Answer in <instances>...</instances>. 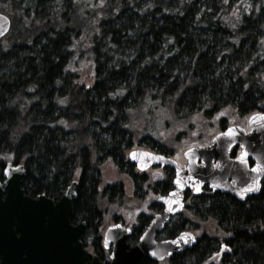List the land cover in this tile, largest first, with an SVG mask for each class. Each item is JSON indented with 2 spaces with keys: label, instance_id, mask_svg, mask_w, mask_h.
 <instances>
[{
  "label": "trees",
  "instance_id": "trees-1",
  "mask_svg": "<svg viewBox=\"0 0 264 264\" xmlns=\"http://www.w3.org/2000/svg\"><path fill=\"white\" fill-rule=\"evenodd\" d=\"M0 12L11 20L0 40V179L10 157L30 196L58 200L76 180L72 219L85 221L97 255L106 209L112 223L135 210L132 245L172 189L171 168L153 178L128 160L134 147L174 154L157 123L136 129L135 120L157 118L178 143L200 118L223 130L227 111L264 112V0H0ZM83 40L87 82L75 66ZM107 164L131 192L105 180ZM183 230L196 242L168 264H264V181L245 200L187 191L158 237Z\"/></svg>",
  "mask_w": 264,
  "mask_h": 264
},
{
  "label": "water",
  "instance_id": "water-1",
  "mask_svg": "<svg viewBox=\"0 0 264 264\" xmlns=\"http://www.w3.org/2000/svg\"><path fill=\"white\" fill-rule=\"evenodd\" d=\"M10 28V18L0 12V40ZM246 125V129L230 125L216 133L208 144L186 148L182 153V164L173 157L148 149L133 148L128 152V160L139 171L152 166L171 168L174 173L172 189L157 198L162 210L152 216L135 244L128 245L129 226L114 223L105 228L102 242L103 247L110 250L108 264H137L145 255L161 260L191 248L196 238L189 230L181 231L172 238H156L170 219L181 212L187 191L197 195L203 187H207L212 192L229 194L238 200L258 194L264 180V112L249 115ZM232 146L240 147V153L235 158L230 157ZM23 173V165L11 162H7L3 169V181L0 182V252L5 247L8 220H11L9 214L15 211L49 213L50 219L60 220L62 228L70 229L68 220L72 213V201L76 197L77 181L72 180L56 202L42 194L32 199L23 195ZM82 227V224L78 225L74 235L79 250H82L79 241ZM92 259L91 264H103L96 255Z\"/></svg>",
  "mask_w": 264,
  "mask_h": 264
},
{
  "label": "flooded vegetation",
  "instance_id": "flooded-vegetation-1",
  "mask_svg": "<svg viewBox=\"0 0 264 264\" xmlns=\"http://www.w3.org/2000/svg\"><path fill=\"white\" fill-rule=\"evenodd\" d=\"M238 152L239 148L231 151L232 158ZM2 181L3 178L0 179V182ZM23 195L34 199L39 194L30 196L23 192ZM1 199H4V195ZM9 217L11 220H8L5 247L0 252V264H91L93 255L103 264H108L109 250L102 247L104 256L95 254L85 221L72 219V213L68 220L70 229L62 228L60 220L50 219L49 213L15 211L10 213ZM80 224L83 225L79 236L82 250H79L74 242L75 228ZM71 227L74 229L71 230ZM148 258L152 264H168L169 259Z\"/></svg>",
  "mask_w": 264,
  "mask_h": 264
},
{
  "label": "rangeland",
  "instance_id": "rangeland-1",
  "mask_svg": "<svg viewBox=\"0 0 264 264\" xmlns=\"http://www.w3.org/2000/svg\"><path fill=\"white\" fill-rule=\"evenodd\" d=\"M85 41L83 40L81 43V48L79 51H82L81 55H75V66L76 69L79 71V73H81V78L87 82V78L85 72H89L91 71V64L88 63L87 60H85L89 55L86 51V45L84 43ZM227 117V121H226V125H239L241 127H243L244 129L247 128V118H238L235 114V112L232 111H227V115H225ZM200 118V117H198ZM200 123L201 126L197 127V129L189 134L186 135L185 138H183L180 142L175 143L174 139H175V132L176 130L174 128H167L164 124L160 123L158 121L157 118L155 117H150V116H146L144 118H140L138 120H135V128H140V129H149L150 127H154V123H157L158 125V131L159 134L162 135V139L164 143H168L170 145H172L171 147L174 150V154H173V158L176 159V161L179 164H182L183 158H182V153L183 151L192 146V145H196V144H207L210 142L211 137L216 134L218 131H220L219 127L217 126V121L214 120V122H212L211 120H206L204 118H200ZM134 148H141V147H134ZM7 159L10 160V157H8ZM7 161V160H6ZM159 167H151L147 170V172H149V174L153 177V178H158L161 176V172L159 170ZM104 178L106 181H114V180H121L123 181V183L126 186L127 192H131V184L129 182V180L125 177L122 176L121 174H117L109 164H107V166L104 168ZM129 210H132L133 212H135V210L131 207L128 208ZM133 212H129V211H125L124 213H122L123 217H124V222L125 224L132 226V221H133V216L134 213ZM109 213V214H108ZM110 212L109 209H106L105 213H104V218H106L105 221V226H108L109 224H111L112 222L110 221ZM111 222V223H110ZM199 225H202V227L204 228L203 230L208 232L209 234H216L214 232L215 228L212 227L210 224H205V223H201L199 222ZM103 231V230H102ZM193 232V231H192ZM194 235L197 237L198 232H193ZM162 264H165L162 263Z\"/></svg>",
  "mask_w": 264,
  "mask_h": 264
},
{
  "label": "snow or ice",
  "instance_id": "snow-or-ice-1",
  "mask_svg": "<svg viewBox=\"0 0 264 264\" xmlns=\"http://www.w3.org/2000/svg\"><path fill=\"white\" fill-rule=\"evenodd\" d=\"M5 173L7 174V169H5Z\"/></svg>",
  "mask_w": 264,
  "mask_h": 264
}]
</instances>
